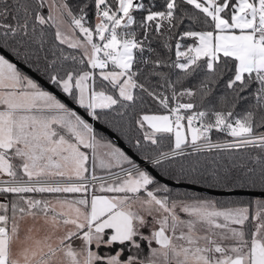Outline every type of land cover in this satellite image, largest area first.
<instances>
[{
  "label": "snow or ice",
  "instance_id": "6c2138e0",
  "mask_svg": "<svg viewBox=\"0 0 264 264\" xmlns=\"http://www.w3.org/2000/svg\"><path fill=\"white\" fill-rule=\"evenodd\" d=\"M257 190L264 0H0V264H264Z\"/></svg>",
  "mask_w": 264,
  "mask_h": 264
},
{
  "label": "water",
  "instance_id": "95a60500",
  "mask_svg": "<svg viewBox=\"0 0 264 264\" xmlns=\"http://www.w3.org/2000/svg\"><path fill=\"white\" fill-rule=\"evenodd\" d=\"M100 128H101V130H103L104 127L101 125ZM111 135H113V137L115 136V134H111ZM121 143L124 144L122 141H121ZM126 146L127 145H125V147ZM212 194L213 195H216V196H225V194L220 193V192H213ZM255 195L256 196H259L260 198H264V196H260V193L259 192H256ZM243 196H248V195L247 194H244Z\"/></svg>",
  "mask_w": 264,
  "mask_h": 264
},
{
  "label": "trees",
  "instance_id": "16d2710c",
  "mask_svg": "<svg viewBox=\"0 0 264 264\" xmlns=\"http://www.w3.org/2000/svg\"><path fill=\"white\" fill-rule=\"evenodd\" d=\"M103 126V125H102ZM104 127V126H103ZM123 143H124V141H122ZM126 145V144H125ZM256 192H259L258 190L256 191ZM214 196H216V195H214ZM219 197H221V198H229V197H227V196H219ZM231 198H235V197H231ZM242 198H244V199H247L248 198V196H243Z\"/></svg>",
  "mask_w": 264,
  "mask_h": 264
}]
</instances>
